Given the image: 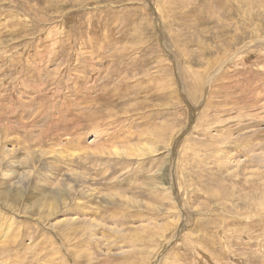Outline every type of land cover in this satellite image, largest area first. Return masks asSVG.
<instances>
[{"label":"rangeland","instance_id":"1","mask_svg":"<svg viewBox=\"0 0 264 264\" xmlns=\"http://www.w3.org/2000/svg\"><path fill=\"white\" fill-rule=\"evenodd\" d=\"M0 199V264H264V0H0Z\"/></svg>","mask_w":264,"mask_h":264},{"label":"bare ground","instance_id":"2","mask_svg":"<svg viewBox=\"0 0 264 264\" xmlns=\"http://www.w3.org/2000/svg\"><path fill=\"white\" fill-rule=\"evenodd\" d=\"M155 2V1H154ZM165 6V5H164ZM157 7V6H156ZM156 9V8H155ZM157 10V9H156ZM158 12H161L162 14H164L163 13V8H160L159 9V7H158ZM210 13V12H209ZM161 15V14H160ZM167 15V14H166ZM144 16V15H143ZM158 17H160V16H158ZM162 18H163V16H162ZM232 20V19H231ZM162 27V26H161ZM162 29V28H161ZM166 29V28H165ZM169 30V29H168ZM252 37V36H251ZM173 48V47H172ZM178 55V54H177ZM227 55V54H226ZM162 56V55H161ZM165 57H163V59H164ZM178 57H176V59H177ZM222 59V58H221ZM178 60H179V58L176 60L177 62H178ZM222 61V60H221ZM234 63V62H233ZM180 66V65H179ZM219 65H217V67H218ZM179 69V73L182 75L181 77H182V79H183V82H184V88L186 87L187 88V91H186V94H187V97H189V99L192 101V102H195V101H197L200 97H201V93H203L202 92V87H201V81H202V78L203 77H201L202 75H197V73H195L194 74V72H189V71H186L187 72V74H185V72L182 70V72L180 71V67H178ZM261 68V67H260ZM230 69V68H229ZM189 70V69H188ZM224 70H226V69H224ZM227 71V70H226ZM183 72H184V75H183ZM219 76V75H218ZM173 77V76H172ZM218 79V77L217 78H215L214 80H217ZM212 82V81H211ZM215 82V81H214ZM259 83V82H258ZM211 88H213L212 86H210ZM215 92V91H214ZM209 93V92H208ZM210 95H211V93H210ZM212 96V95H211ZM202 98V97H201ZM209 98H210V96H209ZM212 100V99H211ZM179 103V102H178ZM210 103H211V101H210ZM185 110V109H184ZM200 117V116H199ZM199 120V119H198ZM193 130V129H192ZM179 131V130H178ZM189 136V135H188ZM173 137V136H172ZM170 149V148H169ZM115 150V149H114ZM170 152V151H169ZM214 155V154H213ZM253 158V157H252ZM246 162V161H245ZM177 173V172H176ZM179 182V180L177 179V183ZM176 183V182H175ZM181 189V188H180ZM262 195V194H261ZM181 197V196H180ZM2 198V197H1ZM182 199V198H181ZM257 199V198H256ZM259 199H260V197H259ZM249 200V199H248ZM0 201H1V199H0ZM2 201H4V200H2ZM183 201V200H182ZM248 202V201H247ZM260 202V201H259ZM7 204V203H6ZM257 204V203H256ZM38 206H41V204L40 205H38ZM50 207V206H49ZM51 208V207H50ZM47 209V208H46ZM263 209V208H262ZM259 210H260V208H259ZM51 211V210H50ZM260 213V212H259ZM40 214V213H39ZM41 216V215H40ZM39 216V217H40ZM45 216V215H44ZM41 218V217H40ZM44 218V217H43ZM43 220V219H42ZM55 228H57L56 229V231H57V233L59 234V236H60V238L62 239V240H64L65 242H67V239H65L66 237H67V235L65 234V233H63V232H61V230L58 228V227H55ZM43 232V231H42ZM50 238V237H49ZM47 239V241H49L50 239ZM62 243V242H61ZM50 244H52L53 246H55L56 245V243L55 244H53V242H50ZM55 248H56V246H55ZM68 249V248H67ZM63 252V251H62ZM57 254H59V252L57 251L56 252V254L55 255H57ZM61 258H62V256H61Z\"/></svg>","mask_w":264,"mask_h":264}]
</instances>
